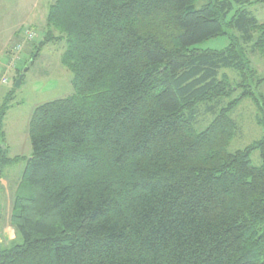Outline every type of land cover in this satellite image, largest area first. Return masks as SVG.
<instances>
[{"label":"trees","instance_id":"1","mask_svg":"<svg viewBox=\"0 0 264 264\" xmlns=\"http://www.w3.org/2000/svg\"><path fill=\"white\" fill-rule=\"evenodd\" d=\"M257 3L53 0L30 61L63 42L73 92L31 114L10 217L21 242L0 264H264V136L228 150L243 98L264 125ZM220 35L225 48L196 47ZM201 106L212 118L198 130Z\"/></svg>","mask_w":264,"mask_h":264},{"label":"rangeland","instance_id":"2","mask_svg":"<svg viewBox=\"0 0 264 264\" xmlns=\"http://www.w3.org/2000/svg\"><path fill=\"white\" fill-rule=\"evenodd\" d=\"M52 2L53 0H0V108L6 95L11 93L0 127V247H6L15 241L21 242L19 238L17 240L10 217L15 189L21 180L26 159L32 152L28 133L31 114L38 105L66 97L73 92L72 73L61 63L65 48L63 42L46 44L41 47L34 62L30 61L36 46L45 35L46 16ZM256 5L252 10L258 13L260 20H264V3ZM26 30L34 33L33 39L26 38ZM228 44L229 38L220 35L196 47L201 50H221ZM17 45L21 46L17 53L19 57L13 63L14 67L10 68ZM250 58L258 77H263L264 57L256 54L250 55ZM221 72L228 74L231 83L239 78L234 69L224 68ZM20 75V86L15 88L14 82ZM255 92L264 97V81L256 87ZM237 95L236 92L231 97L220 98L218 106L225 105ZM199 111L196 128L201 130L212 116L204 106ZM260 115L258 105L250 96L243 98L230 112L236 123L234 137L228 146L230 152L244 149L264 136V125L257 122ZM15 157L18 159H14ZM5 158L10 162H4ZM250 159L253 165L260 164L258 149L251 151Z\"/></svg>","mask_w":264,"mask_h":264},{"label":"built area","instance_id":"3","mask_svg":"<svg viewBox=\"0 0 264 264\" xmlns=\"http://www.w3.org/2000/svg\"><path fill=\"white\" fill-rule=\"evenodd\" d=\"M24 34H26V38L28 39V40H30V39H33L34 38V33L32 32V31H25L24 32ZM20 45H17L16 46V51H15V55H14V58L11 60V67L10 68H12V66L14 67V64L13 63H15L16 62V60L18 59V57L19 56H17V53H19V51H20ZM8 68V67H7ZM5 80V79H4Z\"/></svg>","mask_w":264,"mask_h":264},{"label":"crops","instance_id":"4","mask_svg":"<svg viewBox=\"0 0 264 264\" xmlns=\"http://www.w3.org/2000/svg\"><path fill=\"white\" fill-rule=\"evenodd\" d=\"M255 6H257V5L254 4V5L248 6V9L255 15V17L257 18V20L259 22H264V20L259 19L258 13H256V11L254 9L252 10V8H254Z\"/></svg>","mask_w":264,"mask_h":264},{"label":"water","instance_id":"5","mask_svg":"<svg viewBox=\"0 0 264 264\" xmlns=\"http://www.w3.org/2000/svg\"><path fill=\"white\" fill-rule=\"evenodd\" d=\"M21 80H22V75H20L14 82V87L15 88H18L20 86V83H21ZM30 158V157H29Z\"/></svg>","mask_w":264,"mask_h":264}]
</instances>
